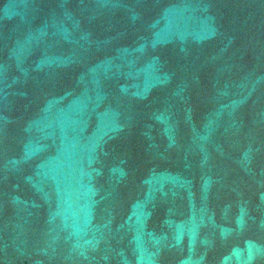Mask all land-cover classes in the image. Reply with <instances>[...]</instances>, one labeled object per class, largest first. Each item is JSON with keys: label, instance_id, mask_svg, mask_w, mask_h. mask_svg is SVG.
I'll return each mask as SVG.
<instances>
[{"label": "water", "instance_id": "95a60500", "mask_svg": "<svg viewBox=\"0 0 264 264\" xmlns=\"http://www.w3.org/2000/svg\"><path fill=\"white\" fill-rule=\"evenodd\" d=\"M0 264H264V0H0Z\"/></svg>", "mask_w": 264, "mask_h": 264}]
</instances>
